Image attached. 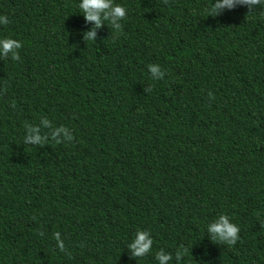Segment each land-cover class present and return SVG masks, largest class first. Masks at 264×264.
<instances>
[{
	"label": "trees",
	"instance_id": "16d2710c",
	"mask_svg": "<svg viewBox=\"0 0 264 264\" xmlns=\"http://www.w3.org/2000/svg\"><path fill=\"white\" fill-rule=\"evenodd\" d=\"M80 2L0 0L22 44L0 57V264H264V5L113 0L120 32L86 42Z\"/></svg>",
	"mask_w": 264,
	"mask_h": 264
},
{
	"label": "clouds",
	"instance_id": "9594fccd",
	"mask_svg": "<svg viewBox=\"0 0 264 264\" xmlns=\"http://www.w3.org/2000/svg\"><path fill=\"white\" fill-rule=\"evenodd\" d=\"M164 2L167 3V0H164ZM238 4L247 6L249 13H251L256 6L264 5V0H216L215 4H212L207 11L209 12V15L216 16L219 14L220 10L233 9ZM78 7L84 15L85 20L95 25L93 29L84 33V39L86 42L95 41L96 29L102 27L105 21H107L111 28L116 30L115 33L118 34L122 28L121 21L124 20L127 15L126 8L119 4H114L113 0H81ZM9 22L7 16H0V25H7ZM21 47L22 44L19 41L10 37L0 39V57L7 59L9 53H11L12 60H19L20 56L16 50ZM149 70L156 80H162L165 76V72L161 71L159 65H149ZM209 96H211V93H209ZM44 123L47 125L48 121L45 120ZM38 131L39 130L36 128H30L29 132L31 134L25 139L24 143L43 145L45 139L37 134ZM61 131H64V129H57L53 133V139H55ZM57 144H59V142H57ZM207 228L212 234L213 242H219L231 246L239 239L240 228L230 222L227 215L221 214L219 220L212 223ZM149 234V231L137 230L134 242L128 245L134 257L143 258L151 252L153 239L149 238ZM54 238L58 242V247L63 250L64 245L59 242V233H56ZM187 253V250L183 248L180 249L177 252V259L179 260L183 258ZM155 257L159 261V264H167V262L172 259L171 256L165 255L162 252H157Z\"/></svg>",
	"mask_w": 264,
	"mask_h": 264
}]
</instances>
